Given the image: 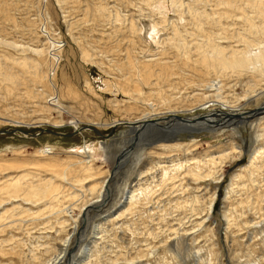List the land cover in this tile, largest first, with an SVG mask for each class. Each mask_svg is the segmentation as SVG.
I'll list each match as a JSON object with an SVG mask.
<instances>
[{
    "label": "rangeland",
    "instance_id": "obj_1",
    "mask_svg": "<svg viewBox=\"0 0 264 264\" xmlns=\"http://www.w3.org/2000/svg\"><path fill=\"white\" fill-rule=\"evenodd\" d=\"M224 1L0 0V130L15 129L0 133V198L7 201L0 205V264H39L59 249L72 221L82 234V219L89 227L70 250L71 261L82 258L88 243L86 264H264L261 112L237 124L224 118L227 124L213 125V132L180 129L163 146L137 147L110 178L105 203L87 217L79 214L78 205L94 196L92 186L110 180V159L127 140V123L144 114L220 109L218 101L206 103L209 94L237 113L263 104L264 92L255 90L264 88V77L255 68L221 72L197 62L198 47L208 40L229 56L249 50L248 42L264 55V0H227L232 9ZM204 11L210 16L201 20L200 32L193 14ZM254 77L262 78L260 85L252 84ZM217 80L219 93L208 87ZM116 120L121 124L104 136ZM80 125L83 140L46 130ZM163 169L172 171L164 176ZM23 174L28 185L49 180L57 193L34 205L6 197L8 185ZM136 181L149 191L123 211L122 196ZM70 192L82 198L69 200ZM71 203L77 206L70 213L61 211Z\"/></svg>",
    "mask_w": 264,
    "mask_h": 264
},
{
    "label": "bare ground",
    "instance_id": "obj_2",
    "mask_svg": "<svg viewBox=\"0 0 264 264\" xmlns=\"http://www.w3.org/2000/svg\"><path fill=\"white\" fill-rule=\"evenodd\" d=\"M170 1H173V0H170ZM181 2V1H180ZM167 3V2H166ZM224 5H226L228 7V9H232L233 8V4L231 2H228L227 0L223 2ZM172 5V4H171ZM181 5V4H180ZM264 7V5H262ZM158 7V6H157ZM253 7L255 8L256 5H253ZM156 8V7H155ZM189 9V8H188ZM206 11H204V13H194L193 14V19L195 20V23L197 22V30L198 31H203V26L202 24L200 23L201 20L203 18H208L209 19V16L207 15V13H205ZM170 20V19H168ZM252 24L253 23H250L249 22V25L250 27H252ZM173 25V24H172ZM133 26V25H132ZM249 27V28H250ZM156 28V27H155ZM203 28V29H202ZM249 28L247 30H249ZM251 29V28H250ZM253 29V28H252ZM246 31V30H245ZM252 31V30H251ZM254 31V30H253ZM207 32V31H206ZM251 33V32H250ZM178 34V33H177ZM204 36L207 37V39H211V36L208 35V34H205V33H202ZM177 37V36H176ZM205 38V37H204ZM203 38V39H204ZM172 40V39H171ZM245 40V39H244ZM247 40H249L247 38ZM247 45V48H249V50L245 51V52H240V51H233L231 52L230 51V56L229 55H226L225 51H224V48L222 46H220L219 44H213V43H209V40L206 41V44H205V47L202 48V46H199L198 47V50H199V53H198V58L200 57V59L198 60L197 59V62H199L203 67L206 68V70H208L209 68L211 69H221V72H222V69H228V68H232V69H237L238 71L239 70H242L243 68H246L248 66H251L253 68H255L257 70V73L259 74V76H263L264 77V66H261L259 64H262L264 65V55L259 51L257 52H253L251 51L250 49V46L252 45H255V44H252V43H246ZM229 51V50H228ZM227 52V50H226ZM187 58V57H186ZM186 63V62H185ZM256 63V64H255ZM142 65V64H141ZM144 65V64H143ZM258 65V67H257ZM149 66V65H148ZM157 66V65H155ZM159 66V65H158ZM162 66V65H161ZM160 66V67H161ZM168 66V65H167ZM144 67V66H143ZM146 68V67H145ZM153 68V67H152ZM204 68V69H205ZM144 69V68H143ZM154 69V68H153ZM161 69L163 70L162 72H166L167 71V67L165 66H162ZM159 70V69H158ZM161 71V70H160ZM170 71V69H169ZM151 72V71H150ZM159 72V71H158ZM219 72V71H218ZM163 73V74H164ZM216 73V72H215ZM218 74V73H217ZM157 75H159L157 73ZM162 75V73H161ZM147 76V75H146ZM219 76V75H218ZM152 77V76H151ZM250 77V76H249ZM218 78V77H217ZM248 78V77H247ZM255 79H257L256 82H252V84L254 85H260V80H262V78L260 79L259 77L256 78L254 77ZM147 79V78H146ZM165 79V78H164ZM163 79V80H164ZM168 79V78H167ZM165 79V80H167ZM246 79V78H245ZM250 79V78H249ZM254 79V80H255ZM264 79V78H263ZM161 80V81H163ZM251 80V79H250ZM189 81V80H188ZM187 81V82H188ZM218 82H210L208 87L209 89H214V91L217 93H219L220 91V88H222V83L217 80ZM247 81V80H244V82ZM249 82V81H248ZM250 84V83H249ZM248 84V85H249ZM245 85V84H244ZM246 84V87H251L250 85L248 86ZM254 87V86H253ZM256 88V86L254 87ZM255 91L258 92V94H262L264 92V88L262 89V87L260 89H256ZM249 92H250V89H249ZM160 93V92H159ZM216 93H213L216 95ZM252 93V92H251ZM35 94H41V93H38V92H35ZM249 94V93H248ZM212 94H209L207 97L209 100L207 101L206 100V103H211V105H214L215 102H219L221 104V106L219 107L220 109H216L215 112H217L218 114V117H220L221 119H224L226 118L227 120H229L228 124H237L239 121L242 120V118L239 117V113H237V108L236 106L234 105H229L227 104V100L225 99H211V96ZM213 95V96H215ZM206 96V95H205ZM249 96V95H248ZM167 98V97H166ZM56 100V99H55ZM175 100V99H174ZM204 100V99H203ZM264 103V102H263ZM203 105L205 104L202 103ZM223 107V108H222ZM193 108V107H192ZM215 108V107H214ZM259 108V106L257 107ZM212 109H209L207 111H211ZM222 111V112H220ZM224 111V112H223ZM150 113V112H149ZM203 113V112H202ZM205 113V112H204ZM228 113V114H227ZM246 113V112H245ZM261 113H264V109L261 110ZM171 114V112H167V113H161L160 115H164V116H167ZM145 114L142 115L140 118H138L136 121H135V124H137L136 122L138 120H141V119H144L146 117ZM187 116V115H186ZM236 118V119H235ZM165 119H169V117H166ZM157 120L158 124L163 122V121H166V120ZM209 120H215L214 116L211 117V118H208ZM221 119H220V122L218 123V121H216V123L218 125L216 126H224L225 123H227L225 121V119L222 121L221 123ZM235 119V120H233ZM120 122L122 121H113L111 122L112 124L114 125H118V124H121ZM133 122V121H132ZM131 122V123H132ZM168 126H165V128L163 129V134L165 135H168L170 138L167 139V140H163V139H160V135L158 137L156 136H153L152 134H149L148 136H146V138L140 137L141 138H138L137 139V144L136 146L139 148V146H143L144 147H152V146H158V144L162 145L164 143H168L167 141L171 142L173 139L176 138V133H178L177 131L179 130V132L181 131L180 129H184L183 131L186 132V129L188 128H182V126L180 124H186L188 122H185L183 121L184 123L182 122H177L175 121V119L173 120H167L166 123H168ZM198 123H194L195 126L192 124L191 126H188L190 127L191 129L195 128L196 127V124H201L204 122L203 120H200V121H197ZM173 123H175V125H173ZM77 124V123H76ZM134 124V125H135ZM164 124V123H163ZM113 125V126H114ZM133 125V126H134ZM77 126V125H75ZM229 126V125H227ZM200 127V126H199ZM208 127V126H207ZM214 127V126H213ZM151 123L150 125H146L145 128L143 129L144 132H146V130L148 129H151ZM212 127L210 128H202L200 130H205L207 132H213V130H211ZM82 127H74V130H75V134L78 135L80 137L81 140H83V135H82ZM84 130V129H83ZM189 130V129H188ZM198 130V129H197ZM182 131V132H183ZM165 132V133H164ZM188 133V132H187ZM143 134V132H142ZM112 135V133H111ZM108 137V135H106ZM101 137L104 138L103 135H101ZM144 138V139H143ZM156 138H159V139H156ZM141 139L143 141H141ZM142 142V143H141ZM163 146V145H162ZM137 149L136 147L129 153V156L133 153V151ZM255 152H253L254 154ZM258 156V155H257ZM85 157H88V156H85ZM252 158V157H251ZM91 161H92V157L88 158L84 165H83V168L85 169V171H88L91 169ZM125 161V160H124ZM123 161V162H124ZM122 162V164L117 168L119 169L120 167H122V165L124 164ZM197 162V161H196ZM198 163V162H197ZM252 163V162H251ZM188 166V165H187ZM181 167V166H180ZM189 167H191V165H189ZM193 168H195L194 170H197L199 171V167L198 165H194L192 166ZM182 168V167H181ZM2 169H6V167H2ZM66 169V168H65ZM117 169L113 172V175L110 178H113L116 174V171ZM175 170V169H174ZM187 170V169H186ZM193 170V169H192ZM172 171V170H170ZM169 169H163V175L166 176L168 173H170ZM63 174V173H62ZM64 174H67L66 172H64ZM63 174V175H64ZM200 175V174H199ZM17 177V176H16ZM28 177L26 176V174H23L22 176H18L14 181H12L9 185H8V188H7V196L6 197H13L16 201H18L17 199L19 198H22L21 200L25 203V204H28V203H31L32 205H34L36 203V200H41L43 198V196H53V194H55V192L57 193L58 189L55 185L52 184V182H50L49 180L47 181H44V183L42 184H39V185H34V184H30L28 185L30 182L32 183V181H29L27 179ZM67 178V176L65 177V179ZM114 179V178H113ZM113 179H110L107 183V185L105 186V183H106V178H104L102 180V182H100L99 184V187L97 186H92V191L94 192V196L91 197L89 201H84V202H81L83 200H81L80 204L78 205L79 206V214L83 212V216H86V214H89L90 211H92L91 208H96V207H99L100 205L99 204H103L105 203L106 199H105V189H109V185L110 183L112 182ZM10 181V180H9ZM66 183V182H65ZM150 189H153V188H150ZM149 191V188H145L143 189L142 186L136 181L135 183L132 184V186H128V189H126V196L123 195L122 197L124 198L125 200V204H126V209H123V211H126L128 210V208H130L132 205V203L136 202V201H139L141 199V196L145 195L146 192ZM61 192V191H60ZM108 192V191H107ZM124 192V194H125ZM71 195L69 194V200L70 199H77V200H80L82 197H79V194L76 193V192H70ZM73 193V194H72ZM63 195V194H62ZM65 195V194H64ZM109 195V194H108ZM84 197V196H83ZM226 200V198H225ZM3 199L0 198V205L2 206L4 202H7V201H3ZM100 201V202H99ZM212 203H213V199H211V204L209 206V212L211 211V208H212ZM74 204V203H73ZM72 203L63 207V209L61 210L62 212H65V213H70L72 211V209L74 208V206H77V204L73 205ZM125 206V205H124ZM14 208H20L19 210H21V212H28L31 214V211H30V208L29 207H24V206H17V207H14ZM121 213V212H120ZM120 213H118L114 218L118 217L120 215ZM225 215V214H224ZM88 216V215H87ZM86 216V217H87ZM85 217V219H86ZM224 217V216H223ZM119 218V217H118ZM83 220V219H82ZM81 220V221H82ZM87 220V219H86ZM85 220V222H86ZM89 223V220H87V223L82 227V229H85L84 231H82V234H79L78 230L76 229L77 228V225L75 223V221H72V227L71 230L69 231V234H66L62 239H61V242L59 243L60 247H58L59 249H57V251L52 254L50 257H48L46 260H42V262H40L39 264H61L62 262H66V264H86V261L88 259V256L90 255V251H91V245H88V243L84 246L83 245V256H81L82 258H80L78 261H71V260H67V258H69L68 256L69 255V252L70 250L72 249V245H70V236H72L71 234H76V232H78V234L80 235V237H76L77 238V241L75 242V245L77 249L79 243L77 242H81V238L82 240L84 239L85 235H86V231L88 229L87 225ZM91 225V224H90ZM97 226V225H96ZM85 227V228H84ZM226 227V226H225ZM77 234V235H78ZM75 238V237H74ZM73 249V250H75ZM72 250V251H73ZM71 251V252H72ZM35 256V255H34ZM32 257V256H31ZM72 257V256H71ZM71 259V258H70ZM73 259H74V254H73ZM136 260V259H135ZM41 261V260H40ZM64 264V263H63Z\"/></svg>",
    "mask_w": 264,
    "mask_h": 264
},
{
    "label": "water",
    "instance_id": "obj_3",
    "mask_svg": "<svg viewBox=\"0 0 264 264\" xmlns=\"http://www.w3.org/2000/svg\"><path fill=\"white\" fill-rule=\"evenodd\" d=\"M259 108H256L253 107L249 110H245V111H241L238 115L240 118H242L243 121H247L248 118L250 119L252 115H255L256 113H260L262 109H264V103L263 104H259L258 105ZM216 110H211V111H202L200 113H197L196 115H190V116H186V114H169L167 116H156L157 118H154V117H151L149 119H141V120H138L137 121V124L135 123H127V128L125 129V132L127 133V137H126V142H123V144L121 145L120 148H118V151H116L115 154L112 155V158L110 159L111 160V163H110V168H109V175L110 177L113 175V172L122 164V162L126 159H128L129 157V153L137 146V139L138 138H141L144 136V138H146V136H148L149 134H152L153 136H156L158 137L160 134V139H163V140H167L169 139L170 137L168 135H165L163 134V129L165 128V126H168L169 122L168 123H159L157 122V120H164L166 117H169V119H165V120H178V121H185V122H188L186 123L188 126H191L192 124L194 123H198L197 121H200V120H203L204 122L202 123V125H200V127H195L193 129H189V130H186V132H189L190 131H198L202 128H210V127H213V125H217L216 123V120H209L208 118H211V117H217L218 118V114L217 112H215ZM246 112V113H245ZM157 119V120H156ZM224 119H221V123ZM218 123L220 122V120H217ZM151 123V129H148L146 130V132L143 131V129L145 128L146 125H150ZM230 123V122H228ZM135 124V125H134ZM227 124V123H225ZM134 125V126H133ZM181 126H183V124H180ZM187 125L184 124V127H187ZM89 129H92L94 130V132H96L97 136L98 135H102L100 134V132L93 126V125H87ZM208 126V127H207ZM82 127L84 128V125H80L79 128ZM115 128V125L111 126L110 127V130L106 133V135H111V133L113 132ZM198 129V130H197ZM15 129H3V130H0V133L2 132H9V131H12ZM46 130H49L51 132H54V133H57V134H75V130L72 126V129L69 131V132H59V131H55V130H51V129H46ZM18 131H21L23 133H28V131L26 130H20L18 129ZM143 132V134H142ZM38 132H34V133H29L31 136L33 135H36ZM165 133V132H164ZM104 135V136H106ZM141 135V137H140ZM143 138V139H144ZM159 138H156V139H159ZM141 141H143L141 139ZM142 143V142H141ZM83 221V220H82ZM80 222L79 224V228H82L84 226L83 222ZM78 234V233H77ZM77 241V238L74 239L73 241V245L71 246L73 249L76 248L77 245H75V242ZM68 260V258H67Z\"/></svg>",
    "mask_w": 264,
    "mask_h": 264
}]
</instances>
